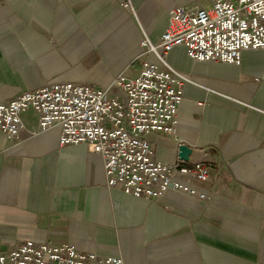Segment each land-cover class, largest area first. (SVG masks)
Wrapping results in <instances>:
<instances>
[{
    "label": "crops",
    "instance_id": "0c3cea01",
    "mask_svg": "<svg viewBox=\"0 0 264 264\" xmlns=\"http://www.w3.org/2000/svg\"><path fill=\"white\" fill-rule=\"evenodd\" d=\"M187 0H0V102L53 83L109 87L133 78L153 56L168 11ZM183 75L173 135L148 136L165 165L204 163L190 184L208 197L168 190L136 198L107 186L88 144L59 146L61 129L41 131L22 115L19 140L0 130V251L11 243L72 245L124 264H264L263 51L241 65L198 62L179 46L166 56ZM181 144L192 148L188 162Z\"/></svg>",
    "mask_w": 264,
    "mask_h": 264
},
{
    "label": "built area",
    "instance_id": "2783aa9c",
    "mask_svg": "<svg viewBox=\"0 0 264 264\" xmlns=\"http://www.w3.org/2000/svg\"><path fill=\"white\" fill-rule=\"evenodd\" d=\"M183 46L194 61L241 65L247 51L264 53V0H187L168 11L160 41L141 42L145 60L136 77L114 76L109 87L91 83H53L0 102V130L19 140L22 115H38L41 131L61 129L59 146L88 144L102 159L109 188L136 198L159 199L172 189L201 200L190 184L204 182V163L168 166L155 159L148 136L173 135L187 79L169 66L167 54ZM256 82H264V67ZM0 264H124L116 257L82 253L72 245L14 242L0 251Z\"/></svg>",
    "mask_w": 264,
    "mask_h": 264
},
{
    "label": "water",
    "instance_id": "95a60500",
    "mask_svg": "<svg viewBox=\"0 0 264 264\" xmlns=\"http://www.w3.org/2000/svg\"><path fill=\"white\" fill-rule=\"evenodd\" d=\"M192 153V148L188 145L181 144L178 148V157L183 162L189 161V156Z\"/></svg>",
    "mask_w": 264,
    "mask_h": 264
}]
</instances>
